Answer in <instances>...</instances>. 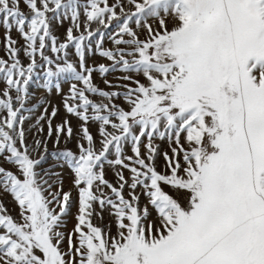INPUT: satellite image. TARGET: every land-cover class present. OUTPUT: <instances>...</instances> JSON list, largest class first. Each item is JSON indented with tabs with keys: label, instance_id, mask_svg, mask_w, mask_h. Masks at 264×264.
Instances as JSON below:
<instances>
[{
	"label": "snow or ice",
	"instance_id": "6c2138e0",
	"mask_svg": "<svg viewBox=\"0 0 264 264\" xmlns=\"http://www.w3.org/2000/svg\"><path fill=\"white\" fill-rule=\"evenodd\" d=\"M0 264H264V0H0Z\"/></svg>",
	"mask_w": 264,
	"mask_h": 264
},
{
	"label": "rangeland",
	"instance_id": "374dc122",
	"mask_svg": "<svg viewBox=\"0 0 264 264\" xmlns=\"http://www.w3.org/2000/svg\"><path fill=\"white\" fill-rule=\"evenodd\" d=\"M53 99H54V101H58V98H55V97H54Z\"/></svg>",
	"mask_w": 264,
	"mask_h": 264
}]
</instances>
